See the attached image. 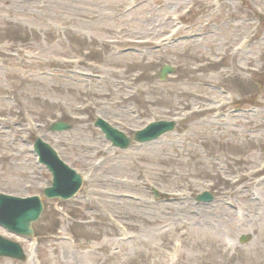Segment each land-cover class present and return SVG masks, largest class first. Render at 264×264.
Listing matches in <instances>:
<instances>
[{
  "label": "rangeland",
  "instance_id": "obj_1",
  "mask_svg": "<svg viewBox=\"0 0 264 264\" xmlns=\"http://www.w3.org/2000/svg\"><path fill=\"white\" fill-rule=\"evenodd\" d=\"M36 138L83 182L0 264H264V0H0V192L49 185Z\"/></svg>",
  "mask_w": 264,
  "mask_h": 264
},
{
  "label": "water",
  "instance_id": "obj_2",
  "mask_svg": "<svg viewBox=\"0 0 264 264\" xmlns=\"http://www.w3.org/2000/svg\"><path fill=\"white\" fill-rule=\"evenodd\" d=\"M174 70L167 65L162 66L159 71V78L164 80L168 73ZM95 125L100 126L105 136L112 145L119 148H126L130 144V139L122 132L111 127L101 119H97ZM173 121H155L147 124L143 129L137 130L133 141L144 142L158 137L159 135L172 130ZM70 128L69 124L54 122L51 124V131H62ZM33 148L38 155L40 162L45 163L52 172L51 186L43 190V195L47 198L60 197L67 199L74 195L81 185V177L74 170L62 163L55 155L53 149L40 139H36ZM210 196L202 193L198 199L207 200ZM42 211V202L39 196L28 198H18L0 193V225L8 231L20 235L31 236L33 231L31 223L38 219ZM245 239V238H243ZM0 256H9L19 260L24 259L21 247L8 239L0 236Z\"/></svg>",
  "mask_w": 264,
  "mask_h": 264
},
{
  "label": "bare ground",
  "instance_id": "obj_3",
  "mask_svg": "<svg viewBox=\"0 0 264 264\" xmlns=\"http://www.w3.org/2000/svg\"><path fill=\"white\" fill-rule=\"evenodd\" d=\"M147 100V99H146ZM209 108L205 107V108H202V109H196V110H193L194 112H205L206 110H208ZM237 160H240V159H237Z\"/></svg>",
  "mask_w": 264,
  "mask_h": 264
}]
</instances>
